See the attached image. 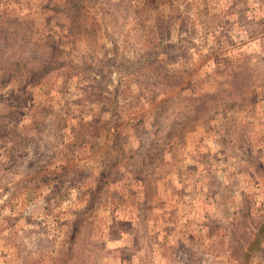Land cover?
Segmentation results:
<instances>
[{
    "label": "rangeland",
    "instance_id": "obj_1",
    "mask_svg": "<svg viewBox=\"0 0 264 264\" xmlns=\"http://www.w3.org/2000/svg\"><path fill=\"white\" fill-rule=\"evenodd\" d=\"M79 1L0 34V264H264V0Z\"/></svg>",
    "mask_w": 264,
    "mask_h": 264
},
{
    "label": "trees",
    "instance_id": "obj_2",
    "mask_svg": "<svg viewBox=\"0 0 264 264\" xmlns=\"http://www.w3.org/2000/svg\"><path fill=\"white\" fill-rule=\"evenodd\" d=\"M30 0H0V34L3 35L4 33V25L14 27L15 24L18 25L17 21L20 22L19 15H14L13 10L15 8H11L10 6L18 5L19 7H23V3H29ZM60 14L62 16V20L59 23V27L61 29H65L66 33H64L59 39L58 42L62 43L63 39L65 38H71L76 37L77 34L81 32V27L83 26V20L85 17V12L82 8V4L79 0H60ZM9 7V8H8ZM7 8V9H6ZM10 11H9V10ZM7 10V11H6ZM9 11V12H8ZM56 12V15L58 14V11ZM9 13V15H8ZM16 33V32H15ZM8 37V34L4 35L2 38L5 39ZM32 37L30 35H22L20 41H22L21 44L24 45V43H30L34 44L36 41H30ZM67 41V40H65ZM23 45L20 46V44L16 45L14 50H12V56L13 59L10 63H3L0 62V84H5V79L9 76L10 70H14L18 72V74L23 75L22 67L26 64H32L33 69L28 71L30 76H37L47 70L49 66L52 68L54 67L55 63L59 60V57H56V54L58 55V49H54L51 52L44 51L41 56L36 57V55H26V53L23 50ZM37 46H40V43H37ZM162 46L161 43H148L147 44V52H149L148 57L145 60H142V67L140 70H143L146 68V63H149V66L153 68V71H158V67L160 65L159 61L157 60V49H160ZM33 51V47H31ZM36 51V48L33 52ZM31 52V51H30ZM152 58V59H151ZM155 61V63H153ZM58 64V63H57ZM145 64V65H144ZM264 234V222L261 223L257 229V233L255 234L254 243L257 245L260 244L261 236ZM259 249V247L254 248Z\"/></svg>",
    "mask_w": 264,
    "mask_h": 264
}]
</instances>
